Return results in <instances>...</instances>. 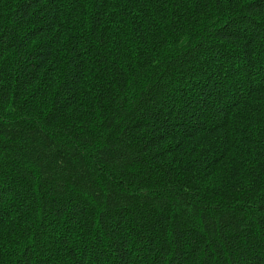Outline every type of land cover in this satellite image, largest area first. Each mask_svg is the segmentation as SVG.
I'll return each instance as SVG.
<instances>
[{"label":"trees","instance_id":"16d2710c","mask_svg":"<svg viewBox=\"0 0 264 264\" xmlns=\"http://www.w3.org/2000/svg\"><path fill=\"white\" fill-rule=\"evenodd\" d=\"M0 264H264V0H0Z\"/></svg>","mask_w":264,"mask_h":264}]
</instances>
